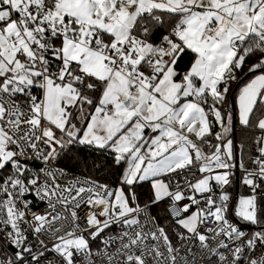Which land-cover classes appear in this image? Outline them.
<instances>
[{
	"label": "snow or ice",
	"instance_id": "snow-or-ice-1",
	"mask_svg": "<svg viewBox=\"0 0 264 264\" xmlns=\"http://www.w3.org/2000/svg\"><path fill=\"white\" fill-rule=\"evenodd\" d=\"M0 264H264V0H0Z\"/></svg>",
	"mask_w": 264,
	"mask_h": 264
}]
</instances>
